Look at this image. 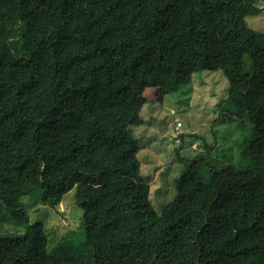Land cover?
Masks as SVG:
<instances>
[{
    "label": "trees",
    "instance_id": "1",
    "mask_svg": "<svg viewBox=\"0 0 264 264\" xmlns=\"http://www.w3.org/2000/svg\"><path fill=\"white\" fill-rule=\"evenodd\" d=\"M254 2L0 0V264H264ZM204 71L228 80L239 162L187 161L158 213L133 129L148 88L173 94ZM75 188L86 239L50 253L29 210L57 209ZM7 215L24 234L2 232Z\"/></svg>",
    "mask_w": 264,
    "mask_h": 264
},
{
    "label": "rangeland",
    "instance_id": "2",
    "mask_svg": "<svg viewBox=\"0 0 264 264\" xmlns=\"http://www.w3.org/2000/svg\"><path fill=\"white\" fill-rule=\"evenodd\" d=\"M248 8L246 21L260 35L259 44L264 48V0H255ZM228 94L229 83L221 71L196 73L173 94L164 95L160 88L146 90L145 123L133 133L142 146L138 153L141 177L150 186L149 198L158 213L175 199L174 180L187 161L206 154L211 163H229L230 157L231 163L238 164L237 143L243 132L223 111ZM76 194L75 188L57 209L40 205L29 210L30 223L43 225L50 253L64 241L79 244L86 239L83 210L76 205ZM2 232L22 235L25 229L8 216Z\"/></svg>",
    "mask_w": 264,
    "mask_h": 264
},
{
    "label": "built area",
    "instance_id": "3",
    "mask_svg": "<svg viewBox=\"0 0 264 264\" xmlns=\"http://www.w3.org/2000/svg\"><path fill=\"white\" fill-rule=\"evenodd\" d=\"M179 126H181V125L179 124Z\"/></svg>",
    "mask_w": 264,
    "mask_h": 264
}]
</instances>
